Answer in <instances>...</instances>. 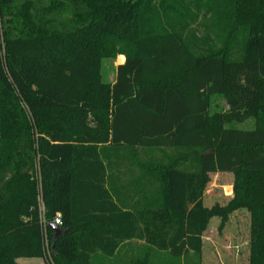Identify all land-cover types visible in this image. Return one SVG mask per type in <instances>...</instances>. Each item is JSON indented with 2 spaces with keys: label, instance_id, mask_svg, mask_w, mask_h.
I'll use <instances>...</instances> for the list:
<instances>
[{
  "label": "trees",
  "instance_id": "1",
  "mask_svg": "<svg viewBox=\"0 0 264 264\" xmlns=\"http://www.w3.org/2000/svg\"><path fill=\"white\" fill-rule=\"evenodd\" d=\"M201 13L219 48L169 25ZM119 55L105 83L102 62ZM215 98L226 112H211ZM105 147L196 151L198 170L179 167L187 156L151 168L161 206L122 210ZM217 174L233 193L206 207ZM242 211L247 264H264V0H0V264L47 250L50 264H91L135 239L200 255L211 220L222 232Z\"/></svg>",
  "mask_w": 264,
  "mask_h": 264
},
{
  "label": "rangeland",
  "instance_id": "2",
  "mask_svg": "<svg viewBox=\"0 0 264 264\" xmlns=\"http://www.w3.org/2000/svg\"><path fill=\"white\" fill-rule=\"evenodd\" d=\"M169 25L186 38L201 40L208 38L212 40L214 47L221 46V32L210 28L208 16L203 13L196 20L190 21L170 17ZM102 79L105 83H114L116 69L113 60H103ZM227 110L226 101L222 98H215L212 101V113H224ZM226 126L247 130L254 127V122L246 120ZM196 155V151L177 152L173 149L105 147L102 151V160L107 170L106 186L122 210L158 209L161 206L160 185L155 181V172L151 168L166 165L171 159L187 156L188 160L180 162L179 167L196 172L198 170V165L194 160ZM232 183V175H212L204 197L205 206L211 207L216 203L225 205L233 193ZM241 213L233 215L222 232L219 231L220 218L211 220L203 235V250L200 255L183 249L185 252L176 257L168 252L150 249L144 241L135 239L123 242L113 257L96 253L93 255L91 264H247L250 219L246 211ZM46 254L44 259H38L37 264H50L47 258L49 257L48 250Z\"/></svg>",
  "mask_w": 264,
  "mask_h": 264
},
{
  "label": "crops",
  "instance_id": "3",
  "mask_svg": "<svg viewBox=\"0 0 264 264\" xmlns=\"http://www.w3.org/2000/svg\"><path fill=\"white\" fill-rule=\"evenodd\" d=\"M125 61H126L125 56L119 55L115 60H113L115 69H117V67L123 65L125 63ZM38 261H39L38 259H18L17 263L18 264H37V263H39Z\"/></svg>",
  "mask_w": 264,
  "mask_h": 264
},
{
  "label": "water",
  "instance_id": "4",
  "mask_svg": "<svg viewBox=\"0 0 264 264\" xmlns=\"http://www.w3.org/2000/svg\"><path fill=\"white\" fill-rule=\"evenodd\" d=\"M48 227L53 231L55 235L53 239V243H55L61 236L65 234V230H62V228L55 225V223L49 224Z\"/></svg>",
  "mask_w": 264,
  "mask_h": 264
},
{
  "label": "built area",
  "instance_id": "5",
  "mask_svg": "<svg viewBox=\"0 0 264 264\" xmlns=\"http://www.w3.org/2000/svg\"><path fill=\"white\" fill-rule=\"evenodd\" d=\"M54 223H55V225H57L58 227H61V224H62V223H61V219H60V216H59V215H58L57 218L55 219V222H54ZM43 228L45 229V228H46V225H43ZM47 245H48V241L46 240V247H48Z\"/></svg>",
  "mask_w": 264,
  "mask_h": 264
}]
</instances>
